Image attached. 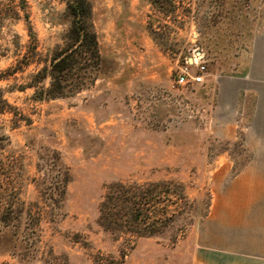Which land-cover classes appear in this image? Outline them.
Here are the masks:
<instances>
[{
  "label": "rangeland",
  "instance_id": "rangeland-1",
  "mask_svg": "<svg viewBox=\"0 0 264 264\" xmlns=\"http://www.w3.org/2000/svg\"><path fill=\"white\" fill-rule=\"evenodd\" d=\"M88 1L94 81L39 102L65 0H0V264H264V82L250 75L264 0ZM193 53L203 83L180 86ZM117 182H168L151 211L166 227L100 226Z\"/></svg>",
  "mask_w": 264,
  "mask_h": 264
},
{
  "label": "trees",
  "instance_id": "trees-1",
  "mask_svg": "<svg viewBox=\"0 0 264 264\" xmlns=\"http://www.w3.org/2000/svg\"><path fill=\"white\" fill-rule=\"evenodd\" d=\"M65 4L68 29L61 43L40 60L41 68L32 76L34 82L29 88L35 89L32 96L35 101L56 100L80 92L93 83L101 64L91 3L88 0H65ZM46 80L48 87H38ZM66 182L64 174L57 188L60 195L65 193ZM169 185L168 182L146 186L121 182L109 185L99 205V225L112 233L131 238L155 235L171 219L152 216L151 212L156 206L155 202L162 199L161 190L157 189ZM180 191L179 195L174 194L176 199L185 198Z\"/></svg>",
  "mask_w": 264,
  "mask_h": 264
},
{
  "label": "built area",
  "instance_id": "built-area-1",
  "mask_svg": "<svg viewBox=\"0 0 264 264\" xmlns=\"http://www.w3.org/2000/svg\"><path fill=\"white\" fill-rule=\"evenodd\" d=\"M203 54L193 53V57L189 59L191 63H194L196 66V74L191 75L190 73V65L187 60H185V65L179 70L177 74V84L180 86H187L192 84H202L204 75H205V66L203 65Z\"/></svg>",
  "mask_w": 264,
  "mask_h": 264
},
{
  "label": "crops",
  "instance_id": "crops-1",
  "mask_svg": "<svg viewBox=\"0 0 264 264\" xmlns=\"http://www.w3.org/2000/svg\"><path fill=\"white\" fill-rule=\"evenodd\" d=\"M250 75L253 76V79H257L261 82H264V35L257 39L254 44L253 49V60L250 67ZM229 130L227 128L221 129L223 136H229Z\"/></svg>",
  "mask_w": 264,
  "mask_h": 264
}]
</instances>
